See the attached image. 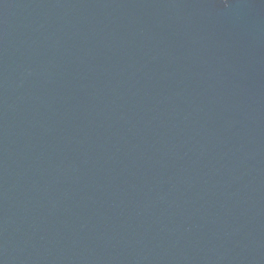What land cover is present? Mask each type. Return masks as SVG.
Returning <instances> with one entry per match:
<instances>
[{
    "label": "water",
    "instance_id": "obj_1",
    "mask_svg": "<svg viewBox=\"0 0 264 264\" xmlns=\"http://www.w3.org/2000/svg\"><path fill=\"white\" fill-rule=\"evenodd\" d=\"M0 264H264V0H0Z\"/></svg>",
    "mask_w": 264,
    "mask_h": 264
}]
</instances>
